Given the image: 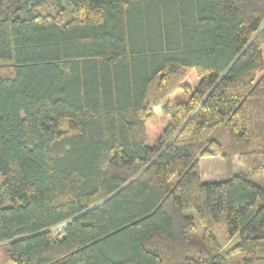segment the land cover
<instances>
[{"label": "trees", "instance_id": "16d2710c", "mask_svg": "<svg viewBox=\"0 0 264 264\" xmlns=\"http://www.w3.org/2000/svg\"><path fill=\"white\" fill-rule=\"evenodd\" d=\"M44 2L0 0V264H264V0Z\"/></svg>", "mask_w": 264, "mask_h": 264}, {"label": "rangeland", "instance_id": "374dc122", "mask_svg": "<svg viewBox=\"0 0 264 264\" xmlns=\"http://www.w3.org/2000/svg\"><path fill=\"white\" fill-rule=\"evenodd\" d=\"M38 11L41 13L56 14L61 11L64 21H70L73 18L72 5L68 0H63L61 5L56 3L54 0H47L40 7ZM159 78L151 85L148 101L153 106L154 117L147 123L150 124L154 119H156L161 112V105L167 101V93L161 92L158 89ZM256 125H254L253 138L251 139V144L248 146H256L258 142L264 140V111L261 113L259 118L255 120ZM67 122L61 121V126L66 127ZM261 134V135H260ZM213 136L220 139L225 146L232 149L233 139L230 136L227 126H222L214 130ZM200 164L202 167L203 177L209 180H223L227 176V168L225 165V159L220 157H203L200 159ZM232 171L237 173L240 171V164L235 163L232 166ZM250 177L260 184L264 185V175H253L250 173ZM3 181V177L0 175V183ZM194 213L193 211H191ZM197 224H199L198 219H196ZM201 227V226H200ZM198 227L194 233H192L191 239L192 243L198 244L202 240V228ZM213 233L216 236L217 245L219 253L227 255L226 264H241V255H231L229 256L227 252L238 242V237L231 238L228 234V229L225 224H216L213 226ZM195 249L192 248L190 254L195 253ZM259 253L264 254V249H260Z\"/></svg>", "mask_w": 264, "mask_h": 264}, {"label": "water", "instance_id": "95a60500", "mask_svg": "<svg viewBox=\"0 0 264 264\" xmlns=\"http://www.w3.org/2000/svg\"><path fill=\"white\" fill-rule=\"evenodd\" d=\"M239 58V57H238ZM234 64V63H233ZM150 166V165H149ZM147 168V167H146ZM145 170V169H144ZM143 172V171H142ZM141 172V173H142ZM141 173L139 174V175H141ZM139 175H137L134 179H136ZM134 179H132L130 182H132ZM129 182V183H130ZM126 186V185H125ZM124 186V187H125ZM124 187H122L120 190H122ZM120 190H118L116 193H118ZM116 193H114V194H112L110 197H108V198H106L105 200H103L102 202H100V203H98L95 207H97L98 205H100V204H102V203H104V202H106L108 199H110L112 196H114Z\"/></svg>", "mask_w": 264, "mask_h": 264}, {"label": "built area", "instance_id": "2783aa9c", "mask_svg": "<svg viewBox=\"0 0 264 264\" xmlns=\"http://www.w3.org/2000/svg\"><path fill=\"white\" fill-rule=\"evenodd\" d=\"M64 229V226L62 225V226H60L59 228H58V231H61V230H63Z\"/></svg>", "mask_w": 264, "mask_h": 264}]
</instances>
